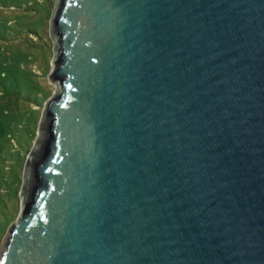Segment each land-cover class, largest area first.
<instances>
[{"label":"water","instance_id":"95a60500","mask_svg":"<svg viewBox=\"0 0 264 264\" xmlns=\"http://www.w3.org/2000/svg\"><path fill=\"white\" fill-rule=\"evenodd\" d=\"M0 264H264V0H57Z\"/></svg>","mask_w":264,"mask_h":264},{"label":"rangeland","instance_id":"374dc122","mask_svg":"<svg viewBox=\"0 0 264 264\" xmlns=\"http://www.w3.org/2000/svg\"><path fill=\"white\" fill-rule=\"evenodd\" d=\"M57 0H0V245L21 209L24 164L37 136L54 55Z\"/></svg>","mask_w":264,"mask_h":264}]
</instances>
